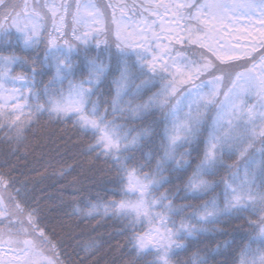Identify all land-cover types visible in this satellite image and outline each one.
<instances>
[{
  "label": "snow or ice",
  "instance_id": "6c2138e0",
  "mask_svg": "<svg viewBox=\"0 0 264 264\" xmlns=\"http://www.w3.org/2000/svg\"><path fill=\"white\" fill-rule=\"evenodd\" d=\"M257 49L264 0H0V132L20 144L46 115L90 137L119 199L75 214L122 220L126 264H264ZM16 197L0 194V264H65L40 209ZM189 200L203 202L178 203ZM225 218L247 221L246 241L208 242L228 234Z\"/></svg>",
  "mask_w": 264,
  "mask_h": 264
},
{
  "label": "trees",
  "instance_id": "16d2710c",
  "mask_svg": "<svg viewBox=\"0 0 264 264\" xmlns=\"http://www.w3.org/2000/svg\"><path fill=\"white\" fill-rule=\"evenodd\" d=\"M13 2L22 3L23 0ZM28 2L32 3L33 0ZM98 2L115 3L116 0ZM127 2L131 3L132 0ZM257 51L264 52V49ZM15 71L20 72L22 69L16 68ZM228 71L231 69L224 65V71L216 75L222 76ZM44 79L46 82L47 77ZM156 90L152 89L153 92ZM89 142L90 137L80 134L71 121L53 122L46 115L40 117L20 144H9L4 139V133L0 132V175L8 181L7 191L0 186V194L8 203V195L16 197V189L28 193L25 206L40 209L43 225L47 226V235L58 246L65 264H126L131 258V245L122 220L105 215L85 218L75 214V210L83 208L88 200L96 203L119 199L113 197L111 191L116 187L111 182L115 179V171H109L111 163L103 158L97 160L95 153L86 152L85 145ZM221 175L226 173L222 172ZM170 188L172 185H165L160 191ZM220 193L221 188H217L215 193H210L204 199L219 196ZM185 202L199 205L203 201H178ZM219 227L228 234L208 241L213 246L224 240H235L236 243L246 241V233L250 231L247 221L242 218H225ZM203 246L200 245L201 248ZM187 258L188 253L177 257L180 261H186ZM217 259L223 260L224 257Z\"/></svg>",
  "mask_w": 264,
  "mask_h": 264
},
{
  "label": "rangeland",
  "instance_id": "374dc122",
  "mask_svg": "<svg viewBox=\"0 0 264 264\" xmlns=\"http://www.w3.org/2000/svg\"><path fill=\"white\" fill-rule=\"evenodd\" d=\"M235 43V41H233Z\"/></svg>",
  "mask_w": 264,
  "mask_h": 264
}]
</instances>
